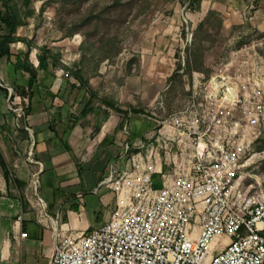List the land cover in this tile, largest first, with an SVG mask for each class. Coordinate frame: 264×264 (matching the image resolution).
Returning <instances> with one entry per match:
<instances>
[{"label":"built area","instance_id":"built-area-1","mask_svg":"<svg viewBox=\"0 0 264 264\" xmlns=\"http://www.w3.org/2000/svg\"><path fill=\"white\" fill-rule=\"evenodd\" d=\"M250 56L192 72L184 106L101 182L108 217L54 230L49 264H264V192L240 180L264 131V59ZM32 184L39 221H51Z\"/></svg>","mask_w":264,"mask_h":264},{"label":"crops","instance_id":"crops-1","mask_svg":"<svg viewBox=\"0 0 264 264\" xmlns=\"http://www.w3.org/2000/svg\"><path fill=\"white\" fill-rule=\"evenodd\" d=\"M207 10L202 0L200 10L188 13L187 19L193 25ZM182 17L175 14L166 25L157 22L143 33L141 57L146 64L164 50L163 43L174 39ZM11 45V58L0 57V264H49L54 230L61 225L63 229L85 230L108 217L113 196L101 182L112 170L128 165L137 144L151 131L141 119L147 118L145 113H131L124 120L100 101L108 98L122 110L143 108V85L137 84V76L124 77L117 84L106 76L88 77L94 98L72 76L57 72L37 76L27 104L29 111L18 121L16 108L7 111L9 92L5 89L12 83L26 85L29 74L15 68L17 56L26 48L13 52ZM29 59L32 64L30 54ZM160 94L154 95L150 106L154 101L158 104ZM33 179L39 182L38 193L47 204L51 221L38 219L36 199L30 196L34 195ZM21 193L28 196L24 205ZM17 215H21L20 221ZM21 232L27 237L21 238Z\"/></svg>","mask_w":264,"mask_h":264},{"label":"rangeland","instance_id":"rangeland-1","mask_svg":"<svg viewBox=\"0 0 264 264\" xmlns=\"http://www.w3.org/2000/svg\"><path fill=\"white\" fill-rule=\"evenodd\" d=\"M106 1L30 0L29 8L34 13L28 17L26 25L18 28L16 35L29 40L31 62L36 66L38 48L42 46H46L59 56V62L55 66H49L48 71H38V77L46 73L54 76L56 72L60 75L71 76L65 68L73 69L81 62L83 56L85 59L82 69L87 80L90 76L101 75L106 76L109 82L116 81L115 84H117L127 76L139 77L140 79L135 80L137 84L143 85L140 97L143 99V109L146 110L145 115L147 116L141 119L151 132H156L160 127L157 121H164L169 114L181 109L189 96L188 88L192 84V73L189 75L182 70L179 76L171 82H168L171 76L168 75L174 72L179 62L184 66L187 55H190L187 49L192 46L191 32L195 30L200 21H195L192 25L187 19V14L195 11L186 9L187 3H183V0H151L149 9L135 21H130L131 16L127 11L125 14L126 16L129 14L127 17L121 16V21L111 24L110 27H106V23L113 18L111 16L106 21L98 23L93 22L92 19L91 22L81 27L82 20L100 13ZM204 1L205 6L208 7L207 12L215 10L219 13L210 20L209 38L202 51L203 68L210 72L206 74L201 69H194L192 72L210 76L213 73L212 67L228 60H251L252 53L264 59V38H261L258 33L264 31V0ZM175 14L183 16L176 25V36L168 44L163 43L164 50L146 64V59L143 60L141 57L143 33L157 22L166 25ZM102 16L106 17V14ZM114 17L119 20L118 16ZM75 26H80L81 29L76 34L67 35ZM102 36L112 37L111 47L115 50L112 51L110 59L100 61L101 55L96 51L102 45ZM24 44L23 42L12 44V51L22 46L27 48ZM89 48L95 56H92V53L89 54ZM116 50H119V53L114 55ZM171 70H173L172 73H170ZM14 86L21 87L18 83H12L7 88L13 96L6 100V108L8 113H12L14 108L21 110L18 120L20 121L25 117L23 113L29 103V98L27 94L21 95L20 92H15ZM108 86L111 89L114 84L109 83ZM158 91L161 92L158 96L160 104L154 101V104L150 106L152 98ZM131 95H133L132 88ZM152 112L155 114L153 115ZM146 136L144 140H147ZM248 158H250L249 161L242 169L240 179L242 185L246 191L251 189V191L263 190L264 192V131L254 144L253 151L250 152ZM30 196L36 199L35 195L30 194ZM19 197L23 205L27 203L28 196L21 193ZM98 216L101 217L102 213L99 212Z\"/></svg>","mask_w":264,"mask_h":264},{"label":"trees","instance_id":"trees-1","mask_svg":"<svg viewBox=\"0 0 264 264\" xmlns=\"http://www.w3.org/2000/svg\"><path fill=\"white\" fill-rule=\"evenodd\" d=\"M201 2L202 0H183V3H187L185 8L189 11H199ZM29 4L30 0H0V57H6L7 59H10V45L19 41L25 43L27 48L25 51L21 52L19 56H17L15 68L29 74V78L25 87L14 86L13 89L15 92H20L21 95L27 94L28 98L30 99L33 93V88L37 83V72L41 69L48 71L49 66H55L57 62H59V56L55 55L52 50L48 49L46 46H42L38 48V65L35 67L29 63V54L31 50L29 40L27 38L19 37L16 35L18 28L26 25L28 17L32 16V14L34 13L33 10L29 8ZM150 6L151 0H107L100 13H97L96 16H91L92 18L87 17L86 19H84L85 21L82 20L81 27L91 22L92 19L93 22L98 23L101 21H106V19H109L110 16L113 18L107 21L106 27H110L111 24L117 21H121V16L125 18L129 14L131 16L130 21H135L140 16H142ZM127 11L129 12V14H127L126 16L125 14L127 13ZM104 14H106V17L102 16ZM218 14L219 13L215 10H209L205 17L198 23L195 30L191 32L192 46H189L187 49L190 52V55H187L184 66H182L181 62L177 64L176 69L168 78V82H171L172 80L177 78L179 76L178 74L182 70L189 75L192 73V71H194V69H201L206 74H209L210 71H205L203 68L202 51L206 40L209 38L208 27L210 25V20ZM114 16H118L119 20ZM81 27H73L67 35L76 34L81 29ZM254 32L257 33L256 30H254ZM258 33L261 38H264V31ZM101 40L102 45L98 47V51H96V53H99L101 55V57L99 58L100 61L108 60L113 54L112 51L115 50L111 47L113 39L111 36H102ZM88 52L89 54L92 53V56H95L91 48H89ZM117 53H119V50H116L114 55H117ZM82 58L83 59L81 60V62L73 69H65L68 71L69 75L77 79L80 82V85L85 88L87 92H89L90 97L94 98L96 97V94L90 88L88 80L86 79V75L83 73L82 69L85 56H83ZM1 88L2 87L0 85V89ZM5 90L8 92L7 89ZM12 96L13 95H11V97ZM100 101L107 107L115 110L117 113L122 115L124 120H127L129 118L128 116L131 113H145L146 111L143 108L134 107H129L126 110H122L108 98H102L100 99ZM158 104H160V101H158ZM28 111L29 106L26 107L24 114H26ZM22 120L23 119L21 118L20 121ZM4 173L7 174L6 169L4 170Z\"/></svg>","mask_w":264,"mask_h":264}]
</instances>
